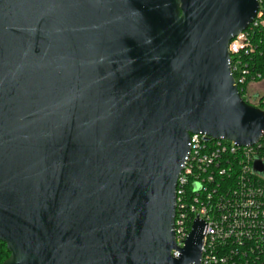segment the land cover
I'll return each mask as SVG.
<instances>
[{"label": "water", "instance_id": "95a60500", "mask_svg": "<svg viewBox=\"0 0 264 264\" xmlns=\"http://www.w3.org/2000/svg\"><path fill=\"white\" fill-rule=\"evenodd\" d=\"M258 6L0 0L2 264H201L203 220L171 253L177 179L191 133L262 135L228 50Z\"/></svg>", "mask_w": 264, "mask_h": 264}, {"label": "built area", "instance_id": "2783aa9c", "mask_svg": "<svg viewBox=\"0 0 264 264\" xmlns=\"http://www.w3.org/2000/svg\"><path fill=\"white\" fill-rule=\"evenodd\" d=\"M249 26L228 45L230 67L244 100L263 79L255 56H264V0ZM254 106L264 111V94ZM264 130L257 142L237 145L204 133L190 134V151L176 184L175 243L180 248L196 219L205 222L201 264H264Z\"/></svg>", "mask_w": 264, "mask_h": 264}, {"label": "rangeland", "instance_id": "374dc122", "mask_svg": "<svg viewBox=\"0 0 264 264\" xmlns=\"http://www.w3.org/2000/svg\"><path fill=\"white\" fill-rule=\"evenodd\" d=\"M256 84L257 85H253V87L251 85V89L249 90V94H251V97L254 100H257V98L259 96H261L262 94H264V90H263L264 89V78L261 79V80H259V81H257ZM255 88H258L259 89L258 92H253L252 91V89H255ZM0 250L2 251V255H1L2 259L3 258L4 259H7L9 257V255L7 253V250H6L5 246L0 247Z\"/></svg>", "mask_w": 264, "mask_h": 264}, {"label": "trees", "instance_id": "16d2710c", "mask_svg": "<svg viewBox=\"0 0 264 264\" xmlns=\"http://www.w3.org/2000/svg\"><path fill=\"white\" fill-rule=\"evenodd\" d=\"M254 60L255 61H259V63H258V69L262 72V76L264 78V56H255L254 57ZM2 246H5L8 255H10V252L7 249L6 244L3 241H0V247H2ZM1 255H2V251L0 250V264H2L3 261L5 260L4 258L2 259Z\"/></svg>", "mask_w": 264, "mask_h": 264}, {"label": "flooded vegetation", "instance_id": "af4514ba", "mask_svg": "<svg viewBox=\"0 0 264 264\" xmlns=\"http://www.w3.org/2000/svg\"><path fill=\"white\" fill-rule=\"evenodd\" d=\"M257 82H255V83H252V87H253V85H257L256 84ZM258 88H255V89H252V91L253 92H258ZM264 90V89H263ZM248 103H250V104H252V105H254V103H255V100L251 97V94H250V98L248 99Z\"/></svg>", "mask_w": 264, "mask_h": 264}]
</instances>
